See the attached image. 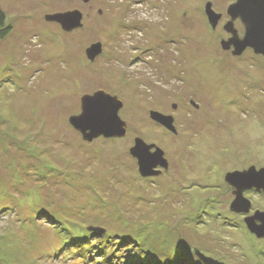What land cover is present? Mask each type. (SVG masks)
<instances>
[{
	"label": "rangeland",
	"instance_id": "rangeland-1",
	"mask_svg": "<svg viewBox=\"0 0 264 264\" xmlns=\"http://www.w3.org/2000/svg\"><path fill=\"white\" fill-rule=\"evenodd\" d=\"M89 1L65 32L46 15L77 0H0V264H203L195 249L264 264L244 220L264 218V188L232 205L225 179L264 168V55L222 46L226 25L243 37L235 0ZM99 90L122 101L123 135L86 139L69 122ZM135 136L162 150L157 173L139 171Z\"/></svg>",
	"mask_w": 264,
	"mask_h": 264
},
{
	"label": "water",
	"instance_id": "water-1",
	"mask_svg": "<svg viewBox=\"0 0 264 264\" xmlns=\"http://www.w3.org/2000/svg\"><path fill=\"white\" fill-rule=\"evenodd\" d=\"M85 1V0H84ZM206 14L209 21L215 23L217 14L211 9L210 4L207 3ZM228 13L231 19L239 17L243 26V37L237 36V31L230 25L225 28L230 30L232 37L228 41L222 42V46L227 48L229 44H233L234 53L240 54L244 48H251L254 53L264 55V0H235L228 7ZM47 19L59 22L64 30L80 25L81 13L78 10H69L62 13L47 14ZM100 42L94 43L91 47L86 49V54L89 58L100 52ZM122 103L115 96L99 90L93 94H84L80 99L81 111L79 114L71 115L69 122L82 133L86 139H91L94 136L102 134L103 136H121L125 133V122L119 117L118 110ZM150 115L156 121L161 122L164 126L173 128L171 125L172 117L164 115L157 111H151ZM154 147V150L150 149ZM129 152L137 160L138 169L141 174L148 175L150 173H157L155 167L157 164L165 166L162 150L154 146V144H147L139 137H135L134 144L129 148ZM226 181L231 182L236 188L235 199L232 205L243 202L246 206L247 202L242 197L241 191L249 186L264 188V168L255 170L253 166L247 170L233 171L227 174ZM230 205V208L232 207ZM242 206V207H241ZM235 207L236 210L245 209L244 205ZM260 224H256L252 218L244 219L248 229L255 233L258 237L264 236V218H259ZM94 231H101L92 229ZM195 254L202 261L203 264H224L217 259L204 255L198 249H195Z\"/></svg>",
	"mask_w": 264,
	"mask_h": 264
},
{
	"label": "flooded vegetation",
	"instance_id": "flooded-vegetation-1",
	"mask_svg": "<svg viewBox=\"0 0 264 264\" xmlns=\"http://www.w3.org/2000/svg\"><path fill=\"white\" fill-rule=\"evenodd\" d=\"M77 2H78V6H80V9H78V8H73V9H70V10H78V11H80V13H81V19H80V25L79 26H77V27H74V28H71L70 30H64L63 28H62V30H64L65 32H69V31H72V30H74V29H77V28H80L81 27V25H82V20H83V17L86 15V12L88 11V10H90L91 8V6H90V1L89 0H77ZM69 11V10H68ZM49 20V19H48ZM9 26V25H8ZM10 27V26H9ZM10 29V28H9ZM7 32H9V30L7 31ZM6 36V34L3 36V37H1V38H4ZM0 38V39H1ZM164 46H160V49H161V51H162V53H158V56H160V55H163L164 56V53H165V51H164ZM106 92V91H105ZM110 94V93H109ZM110 95H112V96H115L117 99H118V97L116 96V95H113V94H110ZM122 102V101H121ZM190 103L191 104H193L192 103V101L190 100ZM194 106H195V104H193ZM171 107L172 108H176L177 107V105H176V103H172L171 104ZM197 107V106H196ZM150 111H156L155 109L154 110H150ZM150 111H149V114H150ZM167 115H170V114H167ZM171 116V115H170ZM171 117H173V116H171ZM173 120H174V118H172V122H173ZM175 126V125H174ZM174 132H176V128H174ZM136 137V136H135ZM138 137V136H137ZM140 138V137H139ZM149 144H154V146H157L155 143H149ZM157 147H159V146H157ZM160 148V147H159ZM154 149V147H152L150 150L152 151ZM136 162H137V160H136ZM168 163V162H167ZM159 167H160V164H158V166H156V168H154V169H156V170H159ZM254 189H256V188H254V187H252V188H250V190H254ZM260 220V219H259ZM256 224H260V223H258V222H255Z\"/></svg>",
	"mask_w": 264,
	"mask_h": 264
},
{
	"label": "trees",
	"instance_id": "trees-1",
	"mask_svg": "<svg viewBox=\"0 0 264 264\" xmlns=\"http://www.w3.org/2000/svg\"><path fill=\"white\" fill-rule=\"evenodd\" d=\"M9 30V26L5 23V15L2 9L0 8V38L3 37L7 31Z\"/></svg>",
	"mask_w": 264,
	"mask_h": 264
}]
</instances>
